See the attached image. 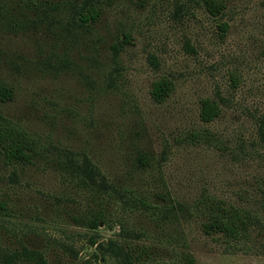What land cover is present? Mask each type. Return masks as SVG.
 <instances>
[{
	"label": "rangeland",
	"instance_id": "374dc122",
	"mask_svg": "<svg viewBox=\"0 0 264 264\" xmlns=\"http://www.w3.org/2000/svg\"><path fill=\"white\" fill-rule=\"evenodd\" d=\"M95 1L82 26V0H0V84L13 92L0 113L46 147L25 163L0 149V264H31L5 260L25 247L47 264H129L115 245L146 247L145 264H264V0H225L219 16L201 0ZM163 78L174 88L157 101ZM205 98L220 107L208 122ZM87 159L177 215L109 202L79 173ZM206 197L253 215L243 239L203 230Z\"/></svg>",
	"mask_w": 264,
	"mask_h": 264
},
{
	"label": "trees",
	"instance_id": "16d2710c",
	"mask_svg": "<svg viewBox=\"0 0 264 264\" xmlns=\"http://www.w3.org/2000/svg\"><path fill=\"white\" fill-rule=\"evenodd\" d=\"M79 16V23L82 26H88L95 22L100 15V8L95 0H82ZM202 6L212 15L219 16L226 8L225 0H201ZM222 32L225 34L227 24L224 22L220 25ZM127 37V35H126ZM174 84L169 79L163 78L155 81L152 84V95L155 100L163 101L173 91ZM13 95L10 88L0 84V100L5 101ZM220 112L219 104L210 99L205 98L201 101L200 117L203 121H212ZM264 136V130H262ZM194 139L209 140V135L206 130H198L192 134ZM45 146L33 136L27 129L10 120L0 113V149L4 152L6 159L10 163L28 162L33 154H39L45 151ZM77 169L80 174L90 179L98 191L106 195L107 200L124 211H144L150 215L159 218H166L172 215H177L174 205L160 206L154 205L148 199L140 195L134 187L122 185H110L101 176L100 170L87 159L82 164H78ZM86 183V181H83ZM201 205L197 206V210L206 215L207 220L203 223V230L207 234L222 233L228 237L241 238L247 235L250 227L254 222L253 215L247 213L244 209L236 207L224 200L212 199L211 197L204 198ZM181 210V205H179ZM104 219V214L101 211L96 212L87 219L88 226L96 228ZM116 256L124 255L129 264L140 261V264H145L143 256L148 254L146 247L140 248L138 254L130 253V250L124 246L115 245ZM15 259H23L31 264H47V261L41 251L25 247L21 252H16L6 256V261L9 263ZM107 262V259H105ZM104 260V261H105ZM143 260V261H141ZM93 264V263H91ZM183 264H198L191 255H187Z\"/></svg>",
	"mask_w": 264,
	"mask_h": 264
}]
</instances>
